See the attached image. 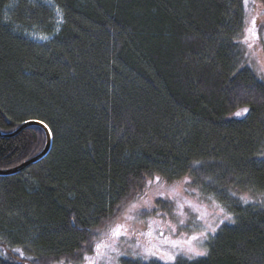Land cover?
<instances>
[{"label": "trees", "instance_id": "trees-1", "mask_svg": "<svg viewBox=\"0 0 264 264\" xmlns=\"http://www.w3.org/2000/svg\"><path fill=\"white\" fill-rule=\"evenodd\" d=\"M52 3L0 0V131L39 121L53 138L0 177V264H81L156 177L190 179L231 217L207 256L175 264H264V81L239 45L245 0ZM45 145L38 126L0 138V170Z\"/></svg>", "mask_w": 264, "mask_h": 264}, {"label": "rangeland", "instance_id": "rangeland-1", "mask_svg": "<svg viewBox=\"0 0 264 264\" xmlns=\"http://www.w3.org/2000/svg\"><path fill=\"white\" fill-rule=\"evenodd\" d=\"M32 1L55 7L52 0ZM245 13V26L239 45L244 51L247 65L264 81V0H247ZM57 21L59 29L63 23L61 14H58ZM253 21L255 36L248 31L253 28ZM24 35L30 40L44 41L40 40L42 36L39 32L30 31ZM237 117L242 119L244 114ZM226 215L230 216L225 212V208L192 186L188 178L173 183L163 179L157 181L156 178L147 180L143 189L121 209L117 218L98 233L92 249L87 251L84 257L93 258L95 264H120L122 260L127 259L160 264L190 260L184 255H177L175 261H168L165 253L175 254L179 251L173 242H179L181 247L187 248L188 245L183 242L193 236L198 238L191 241L193 246L208 249L209 241L218 234L224 224L230 223L231 220L225 219ZM181 220L184 221L183 224L180 223ZM116 225H123V228L121 235L113 237L111 230ZM209 226L216 228L214 234L209 230ZM201 232H207L208 238L201 237ZM200 241H203L202 245ZM101 242L113 245L115 250L101 247L100 252L103 256H98L95 245ZM199 258L201 257L191 260ZM81 264H89V261L83 258Z\"/></svg>", "mask_w": 264, "mask_h": 264}, {"label": "snow or ice", "instance_id": "snow-or-ice-1", "mask_svg": "<svg viewBox=\"0 0 264 264\" xmlns=\"http://www.w3.org/2000/svg\"><path fill=\"white\" fill-rule=\"evenodd\" d=\"M245 3H247V0H245ZM249 32L252 33L253 36L256 35V31H255V21H253V28L248 29ZM43 39H46L47 37H42ZM251 47V45H249ZM248 109L244 108L242 111H237L235 114L237 116L242 115L243 113L247 112ZM45 127H48L47 125H45ZM157 181H159V177H156ZM225 219L231 220L230 216H225ZM181 224L184 223L183 220L180 221ZM221 223H223V221H221ZM123 228V225H116L115 228H113L111 230V234L113 237H118L119 235H121V229ZM209 230L214 234L216 231V228L214 227H210L209 226ZM200 236L203 237L204 239L208 238V233L207 232H201ZM198 238L196 236L191 237L189 240L184 241V244H187V248H183L180 246L179 242H173L174 246L179 248V251L176 252L175 254H169V253H165V257L167 258L168 261H175L176 256L177 255H184L187 257V259H195L197 257H203V256H207L208 255V251L206 248L203 247H197V246H193V244L191 243L192 240H197ZM200 244H203V241H200ZM101 247H105V248H109L111 250H115V248L113 247V245L111 244H107L104 242L101 243H97L95 245V251L97 253L98 256H103V253L100 252ZM17 251H19V249H17ZM152 255H155V253H151ZM85 260L89 261V264H95V261L93 258H90L88 256L84 257Z\"/></svg>", "mask_w": 264, "mask_h": 264}, {"label": "water", "instance_id": "water-1", "mask_svg": "<svg viewBox=\"0 0 264 264\" xmlns=\"http://www.w3.org/2000/svg\"><path fill=\"white\" fill-rule=\"evenodd\" d=\"M30 126H38L44 130V132L46 134V145H45L44 150L39 155H37L34 158L26 161L25 163L21 164L20 166H17L15 168L8 169V170H0V177L16 176V175L22 173L24 170L28 169L29 167L36 165L39 162H41L42 160H44L49 155V153L51 152L52 145H53V138H52L51 131L48 127H45L44 123L39 122V121L27 122L12 133H4V132L0 131V138L10 139V138L17 137L20 133H22L25 129H27Z\"/></svg>", "mask_w": 264, "mask_h": 264}, {"label": "bare ground", "instance_id": "bare-ground-1", "mask_svg": "<svg viewBox=\"0 0 264 264\" xmlns=\"http://www.w3.org/2000/svg\"><path fill=\"white\" fill-rule=\"evenodd\" d=\"M57 31H59V29L57 30ZM39 34L42 36V37H47L46 39H40V40H44V41H39V40H33V41H35V42H37V43H43V42H46V41H49V40H51V37H53V34L51 35V34H48V33H43V32H39ZM41 36H40V38H41ZM47 39H49V40H47Z\"/></svg>", "mask_w": 264, "mask_h": 264}]
</instances>
